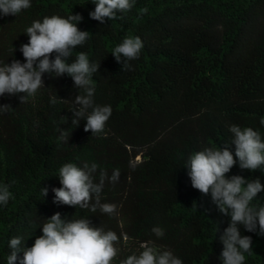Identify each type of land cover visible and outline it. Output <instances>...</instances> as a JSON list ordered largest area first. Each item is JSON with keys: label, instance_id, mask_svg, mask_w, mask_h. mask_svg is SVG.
<instances>
[{"label": "trees", "instance_id": "obj_1", "mask_svg": "<svg viewBox=\"0 0 264 264\" xmlns=\"http://www.w3.org/2000/svg\"><path fill=\"white\" fill-rule=\"evenodd\" d=\"M30 2L16 16L0 14V63L25 62L19 49L33 21L79 13L78 28L91 35L67 62L84 52L90 63H100L93 100L110 105L112 114L96 134L84 131L86 119L71 124L73 100L84 93L67 74L45 73V88L23 103L24 93L0 96V104L12 107L0 114V185L12 193L0 204V264H7L11 238L31 247L56 212L62 219L87 218L121 237L111 264L138 255L146 241L172 251L182 264H222L219 236L230 216L219 213L210 194L192 188L184 165L195 152L231 143L233 125L252 128L264 142V0H135L104 24L89 17L92 0ZM126 36L143 42L139 58L128 61L130 70L111 55ZM59 128L68 131V143L59 139ZM229 147L234 155L235 145ZM66 163L97 164L96 182L101 170L110 177L119 169V181H105L101 193V203L116 205L112 215L53 202ZM232 175L264 184V172L242 170L238 159L226 177ZM41 188L48 189L44 197ZM252 203L264 205V191ZM155 226L163 237L151 231ZM238 228L253 242L244 264H264V236Z\"/></svg>", "mask_w": 264, "mask_h": 264}, {"label": "clouds", "instance_id": "obj_2", "mask_svg": "<svg viewBox=\"0 0 264 264\" xmlns=\"http://www.w3.org/2000/svg\"><path fill=\"white\" fill-rule=\"evenodd\" d=\"M96 5L89 12L93 20L105 23L117 19V14L127 12L134 7L135 0H92ZM31 7L30 0H0V14L17 15L22 10ZM146 13L147 8L141 9ZM83 20L81 14H70L67 18L58 15L45 16L43 20H35L26 28L28 43L20 46L25 62L13 60L11 64L0 63V96L24 93L21 103L34 96L38 89L44 87L43 75L48 73L54 77L70 76L76 88L84 94H78L73 100V119L71 124L76 126L80 119H86L84 131L92 134L104 130L105 123L112 114L110 105L94 104L95 85L92 79L98 72L99 64L90 63L88 55L77 53L76 60L68 63L73 49L82 45L90 38L91 33L78 28ZM143 42L138 36H126L111 52L117 63H122V70H130L128 61L139 58ZM15 51V49H14ZM55 53V58L51 55ZM45 88V87H44ZM61 99V98H60ZM62 100V99H61ZM52 103H56L53 99ZM78 105V107H74ZM11 105L0 104V114L11 110ZM91 109V111H89ZM67 122L68 118L63 117ZM260 123L264 125V118ZM59 139L68 143L69 133L66 129H58ZM233 134L231 143L223 147H208L191 154L184 167L188 170L192 188L203 195L211 196L212 203L219 213L230 216L228 227L223 230L219 239L223 245L220 255L222 264H244L245 253L252 255V237L241 235L238 225H243L246 231L264 236V205L253 204L254 198L264 191V184L257 177L255 180L245 179L241 175L226 174L237 164L242 170L264 172V142L261 135L250 127H230ZM235 145V158L229 145ZM98 165L84 163L78 167L74 163H66L59 169V188H52L54 203L81 209L97 208L102 213L112 215L116 205L101 203V193L105 181L116 183L120 178L119 169L113 170L109 177L101 170L99 182L95 173ZM43 197L48 189L41 188ZM12 193L7 184L0 185V204L7 205ZM42 225V235L38 236L31 247H23L25 239L13 237L9 241L10 255L7 264H111L117 256L120 243L114 231H105L102 227L91 224L89 219H62L61 213L56 212ZM218 226L216 233L218 232ZM151 231L157 237H163L164 230L155 226ZM123 240L129 237L122 234ZM143 249L138 255L132 254L120 261V264H182V260L173 255L172 251H160L152 241L143 242ZM23 252L20 257L19 253Z\"/></svg>", "mask_w": 264, "mask_h": 264}]
</instances>
